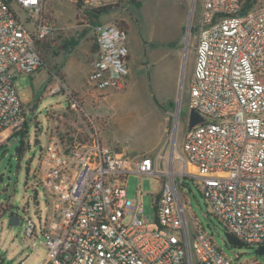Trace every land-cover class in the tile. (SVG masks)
<instances>
[{"label": "built area", "instance_id": "built-area-1", "mask_svg": "<svg viewBox=\"0 0 264 264\" xmlns=\"http://www.w3.org/2000/svg\"><path fill=\"white\" fill-rule=\"evenodd\" d=\"M51 1L0 0V135L26 119L17 78L46 67L38 44L54 30L45 12ZM60 1L93 14L121 0ZM15 7L27 13L33 29ZM87 26L95 46L87 85L119 89L131 72L126 30L116 22ZM196 28L189 109L205 121L188 129L180 151L171 147L170 159L164 149L155 157L133 156L104 145L85 98L59 73L51 75L49 93L65 94L79 120L69 133L49 131L35 171L47 194L40 226L46 264H235L204 230L191 240L177 176L196 180L229 233L249 247L264 246V0H203ZM159 164L168 170L160 173ZM131 174L164 177L154 219L141 202L128 199ZM26 222L32 239L37 226Z\"/></svg>", "mask_w": 264, "mask_h": 264}, {"label": "rangeland", "instance_id": "rangeland-1", "mask_svg": "<svg viewBox=\"0 0 264 264\" xmlns=\"http://www.w3.org/2000/svg\"><path fill=\"white\" fill-rule=\"evenodd\" d=\"M202 4L203 0H122L105 13H93V21L78 7L60 0H52L46 6L45 12L54 24L53 33L46 39L51 46L46 66L51 69L66 66L75 76L81 63L84 75L89 72L93 61L89 42L93 33L88 24L116 22L128 34L129 46L133 48L131 73L119 89L108 90L99 105L106 121L98 122L104 145L133 156L155 157L164 149L168 159L174 144L181 150L188 131L190 88L198 43L196 26ZM15 10L33 29L27 13L19 7ZM49 77L45 67L15 81L22 99L34 96L35 110L31 104L26 105L29 138H25L24 153L18 155L20 141L13 132L0 135V264H19L27 258L35 241L45 242L40 226L48 214L47 194L35 171L42 151L48 146L49 131L62 134V123L73 118L71 115L58 119V124L52 116L54 111L67 109L69 102L65 94L49 93ZM37 124L42 128L39 134ZM160 130L164 133L163 140L156 145ZM164 170L168 166L159 164L158 171ZM175 170H180L179 164ZM175 179L191 240L196 230H204L235 264H264V255L258 254V248L228 245L227 230L214 217L196 180L181 176ZM163 182V176L131 174L127 177L128 199L141 202L144 214L154 219L153 201L161 193ZM138 192L144 196L138 197ZM14 214L20 217L19 225L10 222ZM28 219L37 226V235L32 239L26 236Z\"/></svg>", "mask_w": 264, "mask_h": 264}, {"label": "crops", "instance_id": "crops-1", "mask_svg": "<svg viewBox=\"0 0 264 264\" xmlns=\"http://www.w3.org/2000/svg\"><path fill=\"white\" fill-rule=\"evenodd\" d=\"M89 43H91V45H92V50H91L92 51V58H94L95 46H94L93 37L91 39V42H89ZM129 47H130L129 65H130V69H131L133 48L131 46H129ZM92 62L93 61H91L89 71L91 70ZM82 65L83 64L80 63V65L77 66L78 68L76 69V72L74 74L75 76H73L69 73V68L66 66H64V69H60L61 67H58L57 72L64 78V80L67 82L69 87L75 93H77L80 96L85 98L87 108L91 111V114L93 116H95L99 122L106 123L104 117L102 116V114L100 112L99 105L102 104V101L105 99V95L107 93H109V91L107 90V91L99 92L97 90H93V89L89 88V86L87 85V76H88L89 72L86 75H84L85 70L83 68L84 65L83 66ZM49 76L50 77H49V81H48V86L52 82V76H51L50 72H49ZM125 80H124V82H125ZM81 83H83V84L81 85ZM22 100L25 103V105L31 104V107H34V103H32L34 101L33 95H30V97H25ZM160 134L161 135L158 139L159 141L157 142L156 145H158L161 142V140H163V134L164 133H162L161 130H160ZM41 233L43 234L42 230H41ZM36 235H37V233H36ZM27 246L30 247L29 244H25V247H27ZM46 260H47V248H46L45 244L37 242L34 244L32 250L27 255V258L19 264H25V262L28 264H46Z\"/></svg>", "mask_w": 264, "mask_h": 264}, {"label": "trees", "instance_id": "trees-1", "mask_svg": "<svg viewBox=\"0 0 264 264\" xmlns=\"http://www.w3.org/2000/svg\"><path fill=\"white\" fill-rule=\"evenodd\" d=\"M121 2H122V0L119 3H117V5H115V6L101 7V8L93 10V12L97 15L105 13V12L109 11L110 8L117 7L118 5H120ZM85 14L89 18V20L92 19V17H91L92 14L90 12H86ZM91 21H93V19ZM196 30H197V28H196ZM38 50H39L40 56L42 57L45 65H47L46 56L51 50L50 44L48 42H46V40L39 42ZM46 68H48L51 75L53 73L54 74L58 73L57 69H55V70L51 69L49 66H46ZM49 115L50 114L48 113V116ZM71 115H73L71 122L62 123V126L64 128L63 131H67V133H69V131L75 130V123L78 122V120H79L77 114L75 112L71 111L69 108L63 109L61 111H54L52 113V116L54 118H56V121L58 124H59L58 119H63V117H68ZM36 129H37L36 130L37 134L42 132V128H41L40 124H37ZM8 133L9 132H5V134H8ZM13 135L17 140L20 141V144H19L20 146L17 149V153H18V155H22L25 151V142H24L25 138H29V125H28V123L26 121L22 122L19 129L13 131ZM116 150H119V149H116ZM227 243H228V245H232V246H236V247L247 246L246 244H244L243 242L238 240L235 236H233L228 231H227Z\"/></svg>", "mask_w": 264, "mask_h": 264}, {"label": "water", "instance_id": "water-1", "mask_svg": "<svg viewBox=\"0 0 264 264\" xmlns=\"http://www.w3.org/2000/svg\"><path fill=\"white\" fill-rule=\"evenodd\" d=\"M195 3L193 4L194 7ZM192 14L193 12H191V18H192ZM189 42V39H188ZM35 110V108H34ZM205 121V119L198 114L196 111L191 110L190 111V115H189V123H188V129L192 130L194 127H196L197 125H199L200 123H203ZM174 151L173 149L171 150V156H173ZM10 222L12 225H19L20 224V217L16 214H14L13 216H11ZM258 254L259 255H264V246H259L258 247Z\"/></svg>", "mask_w": 264, "mask_h": 264}]
</instances>
